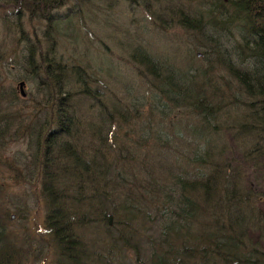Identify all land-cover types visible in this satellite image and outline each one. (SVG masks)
Here are the masks:
<instances>
[{
    "label": "trees",
    "instance_id": "1",
    "mask_svg": "<svg viewBox=\"0 0 264 264\" xmlns=\"http://www.w3.org/2000/svg\"><path fill=\"white\" fill-rule=\"evenodd\" d=\"M70 1L78 0H0L45 29L41 37L23 29L12 50L36 94L26 99L0 81V144L28 139L24 179L40 181L53 264H264V0H123L160 26L195 33L220 64L168 67L133 47L157 95L146 123L143 105L106 93L98 77L111 75L107 64L94 69L58 52L82 12L62 16ZM227 35L229 52L218 42ZM6 220L0 207V264L14 249Z\"/></svg>",
    "mask_w": 264,
    "mask_h": 264
},
{
    "label": "rangeland",
    "instance_id": "2",
    "mask_svg": "<svg viewBox=\"0 0 264 264\" xmlns=\"http://www.w3.org/2000/svg\"><path fill=\"white\" fill-rule=\"evenodd\" d=\"M1 2L0 81L3 85L1 87L4 90L13 87L21 93L19 83L24 81L26 86L23 94L26 99H30L34 93L36 94V84L27 81L28 76L22 65L25 62L21 56H13L12 50L18 45L16 40L22 36L23 29L29 35L38 30L41 37L40 32L44 26L35 18L30 20L28 11L23 14L17 7ZM104 4L95 0H78L63 5L60 9L62 16L66 15L68 10L78 9L82 12L77 13L73 20L76 22L73 31L76 36H70L72 30L69 29L65 38L61 37L58 52L67 62L80 61L84 66L91 62L90 65L94 69L102 63L107 64L112 70L111 75H106L109 73L104 69L98 77L103 80L106 93L116 101H123L126 104L134 101L136 107L143 105L141 122L146 123L149 119L148 115L152 113L149 106L151 96L157 95L149 88L146 79L140 76V68L130 57L133 47H145L160 59V64L168 67L175 65L179 69H187L220 65L215 61L214 55L207 56L206 50L198 45L199 43L196 45L195 33L184 30L175 21L174 23L163 21L162 27L154 17L145 13L142 6H131L129 2L123 0L113 1L109 6ZM158 4L159 7L160 5L163 7L168 1ZM154 7L158 9L152 4V9ZM218 42L220 48L227 52L233 45L235 46L228 35L219 38ZM31 101L32 99L27 104ZM145 102L147 103L144 105ZM157 104L160 107L161 104ZM89 105L79 106L85 117H89ZM153 114L157 118V115ZM130 118L133 119L132 114ZM29 149L30 144L28 145V139L24 136L18 138L7 136L0 144V207L8 213V220L4 222L7 231L5 234L12 237L14 248L10 264H53L54 259L51 255L54 246L52 235L47 228V203L40 188V181L24 179L29 171L25 166L29 165L31 160L32 153ZM155 154H152L153 157ZM258 205L264 212V199L259 200Z\"/></svg>",
    "mask_w": 264,
    "mask_h": 264
},
{
    "label": "water",
    "instance_id": "3",
    "mask_svg": "<svg viewBox=\"0 0 264 264\" xmlns=\"http://www.w3.org/2000/svg\"><path fill=\"white\" fill-rule=\"evenodd\" d=\"M19 87H20V89H21V93L23 94L22 89H23V87H24V83H23V82H20V83H19ZM23 95L25 96V94H23Z\"/></svg>",
    "mask_w": 264,
    "mask_h": 264
}]
</instances>
